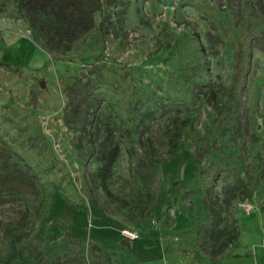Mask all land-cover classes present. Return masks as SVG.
Listing matches in <instances>:
<instances>
[{
    "label": "rangeland",
    "instance_id": "1",
    "mask_svg": "<svg viewBox=\"0 0 264 264\" xmlns=\"http://www.w3.org/2000/svg\"><path fill=\"white\" fill-rule=\"evenodd\" d=\"M100 1L102 12L65 34L38 10L52 0H0V246L24 218L11 251L23 248L27 264H264V190L254 177L264 178V0ZM60 2L74 18L95 6ZM180 32L195 38L182 51ZM249 51L240 91L237 56ZM108 94L131 133L108 104L95 109ZM171 102L188 107L144 120ZM116 145L109 186L126 206L101 185ZM217 160L238 176L200 190ZM135 172L146 185L143 214ZM231 207V241L214 251Z\"/></svg>",
    "mask_w": 264,
    "mask_h": 264
},
{
    "label": "trees",
    "instance_id": "2",
    "mask_svg": "<svg viewBox=\"0 0 264 264\" xmlns=\"http://www.w3.org/2000/svg\"><path fill=\"white\" fill-rule=\"evenodd\" d=\"M61 0H52V10L51 9H44L46 7H43L40 10L41 13L45 14L48 16V18H52V17H56V19L59 21V23H61V26H65V34L69 33V34H73L74 29L80 27L85 21H87V18L89 17L90 21H91V17L93 16L94 12L96 11H103V6L100 0H94V4L95 6L90 10V11H86L85 12V16L84 15H80L78 18L75 17L74 15L69 11V13L67 12L68 8L66 7H62L57 9L55 8L56 3L62 4V2H60ZM56 2V3H55ZM66 2V1H65ZM33 4V0H27V4ZM26 4V2H25ZM31 9V8H30ZM201 9V8H200ZM91 25V24H90ZM90 25H87L88 27H90ZM88 27H85L86 29H89ZM49 31V30H48ZM51 32V31H49ZM104 33V32H103ZM259 38H263V35H260ZM195 41V38L190 36L189 34H187L186 32H180L179 35L177 36V40L175 42L174 47H176L178 49V51H182V49H184L185 47L193 44ZM60 43H63L62 41ZM252 52L249 51L247 52L246 55H244L243 53H238L237 56V64H236V74L234 77V82H237L238 79L240 78V82H239V87L238 89H240V91H242L246 85V79H247V75L250 71V61H251V56ZM248 59V64L244 67L242 65V60L244 58ZM233 88H236V84L233 85ZM94 102L95 105V109H97L101 103L105 102L106 104L109 105V107L112 109L114 115L119 118L120 123L123 127V129L128 132L131 133L132 129L129 127V125L126 123V121L123 119L122 114H121V109H120V103L118 101V99L111 94H108L107 96H98L96 98ZM231 108L230 110L227 109L226 110H222L224 108H221L219 110V114L218 116L221 117V115L225 114L226 112L229 113L230 111V115L232 112H234V110H236V102L235 100L231 102ZM167 106H159L157 109L155 110H150L145 114V119H147V117H149L150 121L151 119H154L155 113H158V116L161 117L165 114H167L170 111H181V109H183L184 107H188L187 104L184 103H175V102H171L169 104H166ZM230 125V129L231 131L234 132V127L233 124L229 122ZM184 130V123H180L178 124V128H177V132L176 134H171V138H172V148L173 151H176L178 148V141L179 138L182 136ZM121 148L119 145H116L113 148L112 153L110 154L108 160L106 161V164L103 168V172L101 175V185L103 190L107 193V195H109L110 197H113L114 199H116L117 201H119L123 206H126L129 204V201L125 198H122L116 194H114L109 186V179L112 176L113 173V167L115 162L117 161L119 154H120ZM246 151L245 149H243V155H245ZM229 172H233L235 175L238 176L237 172L234 171L233 169L229 168V167H224L222 166V161L221 160H217L212 162L210 165H208V167L206 169H204L201 172V179H200V190L204 191V190H209L210 193H212V190L216 184L217 179L219 178V176L227 174ZM255 184L261 186L264 190V178L261 174L260 171H256L255 175ZM133 187L136 189V195L139 201V207H140V211L143 214L147 207H148V201L145 198L146 195V185L144 182V179L140 176V174L138 172H135L133 174ZM49 197L48 194L44 192L43 194V199H42V207L43 210L46 212L47 209L49 208ZM262 210H264V205L262 206ZM24 221V218H21L20 220L14 221L12 223H10L7 227L6 230L4 232V236H3V241L2 244L0 246V262H2V264H27V259L24 255V249H18L17 251H11V241H12V232ZM211 224V220L210 218L206 219L205 221L203 220H199L198 223V228H205L210 226ZM236 228V218H235V213H234V208L231 207L229 209V216L225 225V228L223 229L222 233L220 234L219 237V241L217 243V245L214 248V251H222L227 245L228 243L231 241V235L233 233V231Z\"/></svg>",
    "mask_w": 264,
    "mask_h": 264
},
{
    "label": "water",
    "instance_id": "3",
    "mask_svg": "<svg viewBox=\"0 0 264 264\" xmlns=\"http://www.w3.org/2000/svg\"><path fill=\"white\" fill-rule=\"evenodd\" d=\"M42 85H45L44 82L41 83ZM128 243V242H127Z\"/></svg>",
    "mask_w": 264,
    "mask_h": 264
}]
</instances>
